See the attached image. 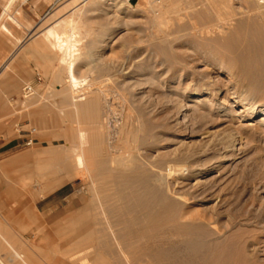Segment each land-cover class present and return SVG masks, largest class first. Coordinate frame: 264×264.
Listing matches in <instances>:
<instances>
[{
  "label": "bare ground",
  "instance_id": "obj_1",
  "mask_svg": "<svg viewBox=\"0 0 264 264\" xmlns=\"http://www.w3.org/2000/svg\"><path fill=\"white\" fill-rule=\"evenodd\" d=\"M91 1L77 0L71 6L64 7L72 11L82 9L90 2L89 13H101L107 7L117 6L118 0ZM124 1L128 3L130 0ZM169 1L164 3L159 14L152 15L154 24H163L168 16L176 12L179 0L177 3ZM249 3L252 9L249 12L252 13L247 16L233 15L234 12L232 16L219 9L214 13L195 11L193 17L197 22L208 20L214 23L212 28H202L199 35L194 34L189 40L188 45L192 49V53L188 51L190 55L179 53L181 57L171 51L174 50L172 47L169 52L166 49L169 55L162 59L160 69L151 63L158 58L155 59L157 55H150L144 63L135 67L123 62L119 67L122 92L113 96L122 103L121 111L116 110L115 102L109 100L107 94L86 92L89 78L77 75L82 39L74 15L53 23L42 32L45 43L55 51L63 67L66 85L61 91L70 93V99L61 100L70 101L74 113L78 117L85 114L89 124L88 132L79 130L78 151L71 160L62 158L61 168L66 173H89L92 191L103 193L100 212L96 211L100 214L95 212L93 204L87 205L89 209L85 211L84 218L71 223L77 226L74 229L77 237L70 239L68 248L75 249L76 254L84 252L83 244L88 243V249L97 257L92 264H264V251L257 244L255 235L262 232L249 230L252 225L257 230V227L264 230V207L255 208L252 215L249 212L232 215L228 211L234 200L228 192V184L219 187L220 184L215 183L218 188L212 187L204 192V198L193 197L191 202V197L186 198L193 192L203 190L202 176L214 171V162L220 163L224 158L216 156V147L220 145L216 143L209 147L217 140L219 130L205 133L200 149L195 152L182 142H176L172 149L162 146V142L168 141L165 125L152 119L156 106L151 102V91L145 90L166 80L173 81L181 62L183 68L180 77L191 75L190 83L185 87L164 86L161 95L163 106L171 108L178 124L187 120L202 124L214 115L228 117L230 112H224L223 107L209 97L219 95L228 99L226 106L230 109L242 106L248 119L261 114L260 123L263 124L264 6L255 0H249ZM129 7L134 9L131 4ZM10 19L17 23L14 18ZM65 27L69 30L64 31ZM163 35L162 40L159 39L165 42L171 34ZM178 41L179 38L174 39L175 43ZM162 42L157 43L156 50L164 54ZM194 55L197 57L195 62L211 69V75L193 67L196 63L189 58ZM225 73L228 77L223 81L221 76ZM235 134H227L222 140L219 137V144L224 149H230V152H236L238 136ZM120 143H126L127 147L123 148ZM123 151H127L126 157L121 154ZM149 152L156 155H149ZM170 154L180 158L174 161L175 164L183 161L189 166L178 169L166 167ZM175 187L179 189L178 192ZM198 205L203 208L198 209ZM77 212L76 216L79 215ZM26 213L29 214L28 211ZM67 235L69 233L65 237ZM5 242L12 248L11 253L5 250L14 261L32 263L33 256L25 258L23 256L26 254L22 255V251L20 254L8 241ZM5 242L0 240V251L6 247ZM1 255L0 264H7Z\"/></svg>",
  "mask_w": 264,
  "mask_h": 264
},
{
  "label": "rangeland",
  "instance_id": "obj_2",
  "mask_svg": "<svg viewBox=\"0 0 264 264\" xmlns=\"http://www.w3.org/2000/svg\"><path fill=\"white\" fill-rule=\"evenodd\" d=\"M92 1L95 2L98 0ZM142 1L143 0H130L128 3H125L124 0H118V7H107V9L103 10L101 13H89L90 2L85 7H81L82 5H80L82 9H76L77 11L72 9L71 11V8L67 9L65 7H69V4L71 6L73 3L77 2V0H69L58 5L50 14H47V10L43 15L37 16L35 20L30 21L25 18L24 11L30 8L31 5H24V1L22 0L20 3H23V9L17 12V14L14 11L11 12L8 17H13L21 22V26H19L11 20L10 23L13 29L20 28L23 30L24 27H26L28 30H31L36 26V28L39 29L36 33L33 32L32 35H21V38L25 37L27 42L26 47L23 49L15 50V44L13 43L12 56L15 54L16 56L9 64V73L11 75L18 74L21 69V63L24 61L32 78L29 76L27 80L22 81L18 92L13 95V97H9V103L13 113L7 115V123H9L11 129H7L4 135L0 136V142L17 140L19 146L6 149L5 153L0 154V184L3 183L6 173L20 172L27 164L31 166L35 165V158H39L42 156V153H44L45 157L43 161L39 163V177L37 176L35 179H26L25 189L31 188L32 185L37 186L40 191L36 193V196L41 199L62 188L51 195L47 199V202L51 205H55L58 201H63V203L67 205L68 198L72 196L71 199L74 201L73 203L76 206V210L81 212H77L79 215L76 216V219L84 218L85 213L88 212L89 205L93 204L96 212L100 210L103 204V193H95L92 191L93 187L91 189L89 186L92 185L89 173H79L76 171L66 173V171H63L61 168V159L65 158L66 160H71L76 154V151H78V132L79 130L88 132L89 124L72 121L67 117L68 109L60 106L61 99L58 95V90L66 85V79L64 78L63 67L58 57L54 55L41 36L42 32L48 26H51L57 21H62V19L68 16L74 15V19L78 25V32L82 39L79 47L80 55L77 58V75L79 77L89 78V86L85 87L86 92L88 91L99 95L107 94L109 100L113 99L115 102L114 107L116 110L121 111L122 103L119 102L118 99H114L113 96L122 92L119 84L122 81L119 67L123 62L129 63L128 65H133L135 67L144 63L150 55H157L155 59L158 58L154 63L153 61L151 63L154 64L155 68L160 69L162 59H165L166 56L168 57V50L171 47L175 50L171 51H173V53L177 52L181 57H183L182 54L184 53L190 55L192 49L190 48L191 45H188L189 40L194 37V34L199 35L202 28H212V24L214 23L208 20L203 21V23L202 21L197 22L193 17L195 11L214 13L219 9L223 11L224 14L229 12L228 14L232 15L234 12L233 15L239 16H247L252 13L249 12L252 11L249 0H174L178 2H176V7H178L176 12L168 16L166 22L158 25L152 22V15L159 14L160 9L167 3V0H146L144 2L145 4ZM174 1L171 0V2H169L174 3ZM255 1L264 6V0ZM42 2H44L49 9L51 3L48 0H42ZM129 4L134 6V9H131ZM32 5H35L36 11H39L40 7L36 2L35 4L33 2ZM113 18L117 19L114 21ZM110 22L112 23L110 24ZM65 29L69 30L67 27L63 28L64 31H66ZM168 33L169 35L171 34L170 37L167 38V41L162 42V35L164 34L163 36H165L168 35ZM13 35L17 36L15 34ZM175 38H179L178 43L174 42ZM160 42H162V45H160L164 46L162 49H165V52L167 49L168 52L162 54L156 50V47H158L156 45ZM33 43L40 44L42 49L37 51L31 50L30 46ZM188 51L191 53L188 54ZM52 55L54 56L53 59ZM195 57L196 55L193 57L191 56L189 60L195 62L197 60V57ZM195 63L193 67H196L198 70H203V73L206 75L212 74L211 69L206 65L199 64L198 62ZM179 64L173 76V81L167 82L166 80L165 83L155 84V86L157 85L158 87L151 86L145 89L147 92L151 91V102L157 107V109L155 107V113L152 119L156 120V123L165 125V133L168 141L162 142L161 145L170 146L169 149H172L175 147L174 145L176 142H182L186 147H190L192 152H195L200 149L201 140L205 133L219 130L217 140L211 143L209 147L217 143V145L220 146L216 147L218 148L216 156L226 158L220 160V163L214 162V171L202 176L201 180L204 182L203 190L193 192L191 193L192 195L189 194V197L186 198L188 199L191 197L189 202L194 200L193 197H195V199L198 197L204 198L206 194L204 192L210 190V188H218V186L220 187L221 185L228 184V192L234 200L228 212L232 215H241V213L249 212V214L252 215L255 208L264 207V123H260L262 116L261 114H257L253 119H248L247 113L242 106L239 105L230 109L226 106L228 99H226L224 95H219L214 98L212 96L209 97L213 102L220 104L224 112H230L228 117L214 115L209 121L202 122V124H196L190 120L178 124V122H176V116H174L173 112L171 113V108L163 106L161 95L164 93V86L165 88L170 86L185 87L190 83L191 75L181 79L180 73L183 65H181V62ZM40 67L54 68L52 75L53 80L51 82H35L33 80L37 73L36 70ZM164 74H166V72ZM164 76L165 75H163V77ZM60 77H63L62 81H60ZM227 77L225 73L221 76V79L226 81ZM64 79L65 81H63ZM31 85L34 88V94L25 97L23 90L25 87ZM101 97L103 98V96ZM258 103L263 104L262 102ZM41 109L45 111L43 125L39 124L33 116V112ZM72 111L75 112L74 107H72ZM74 116L78 115L74 113ZM230 133H236L237 135H235L238 136L236 152H230V149H224V147L219 144L221 143L219 140H222L224 136H228L227 134L230 135ZM58 134H62L65 137L70 135L72 138L67 137L63 140H59ZM74 139L77 142H75ZM120 146L123 148L127 147L126 143H120ZM126 152L127 151H123L121 154L126 157ZM48 154H54V157H47ZM151 154H153V156L156 155L155 152H149V155ZM172 156L173 155L170 154L172 159L168 157L167 162L169 165L166 163V167L174 166V168L178 169V167L189 166L188 163L183 161L176 162L175 164L174 161L180 160V158H176L178 155ZM11 161H14L15 164L9 166L8 163ZM215 183L220 185L215 186ZM175 190L177 191L179 189L175 187ZM197 207L198 209L201 207L203 208L201 205ZM0 212L6 217L4 207H1ZM261 214L259 216H261ZM4 217L0 218V240L3 242H5V240L8 241L17 252L22 251V255L26 254L23 256L25 258L33 256L34 260L31 264H73L75 261V264H92V261L95 259L97 260V257L95 258L93 256V252L88 249V243L83 244L82 249H85V251L80 254H76L77 251L75 249L68 248L70 239L77 237V231H74L77 226H73L72 224L66 225L63 228L61 227L54 235L48 233L50 227L43 226L42 232L48 233V239L42 236L41 233L27 234L25 231H22L27 226H22V230L17 229L11 220L5 219ZM249 228V230L252 229L262 232L257 233L255 231L258 241L257 242L255 239V242H257L259 247L261 246L260 248L264 251L263 228L257 227V230L253 225ZM68 233L69 235L65 237ZM64 238L69 240H65ZM5 245L7 248L5 247L2 250L3 252L0 251V254L2 253L1 256H3V258L5 257L4 259L7 264H24L21 260L14 261L12 256L7 254L8 251H10V253L12 252V248L8 246L6 242Z\"/></svg>",
  "mask_w": 264,
  "mask_h": 264
},
{
  "label": "crops",
  "instance_id": "obj_3",
  "mask_svg": "<svg viewBox=\"0 0 264 264\" xmlns=\"http://www.w3.org/2000/svg\"><path fill=\"white\" fill-rule=\"evenodd\" d=\"M20 1L22 0H0V136L4 135V132L7 129H11V126L7 123V115L13 113L12 107L9 103V97H13V95L18 92L22 81L27 80L29 76L32 78L24 61L21 63V69L18 74L11 75L9 73V64L16 56V54L12 56L13 43L15 44V50L23 49L26 47L27 42L25 37L21 38V35H32L33 32L36 33L39 29L36 28L37 26L33 27L31 30H28L26 27H24L23 30L20 28L13 29L10 23L11 19L8 16L13 11L17 14V12L23 9L25 4L31 5L30 8H27L24 11L25 18L30 21L35 20L37 16L43 15L48 10V6L42 2V0H23L24 5L23 3H20ZM33 2L34 4L36 2V4L39 5V11H36L35 5H32ZM16 22L17 23H14L21 26L20 21L16 20ZM13 34L17 36H14ZM30 49L37 51L42 48L40 44L33 43L30 46ZM52 51L54 55L57 56L55 51ZM53 57L54 56L52 55V59ZM36 71L37 73L33 78L35 82H51L53 80V67L51 69L49 67H40ZM62 78L63 77H60V81H62ZM61 90L62 89L58 90L60 99L64 98L65 101H68L66 99H70V93L67 94L68 92L66 90ZM64 99L60 100V106L63 107L65 105L64 108L68 109L67 117L72 121H78L79 123H86L88 125L86 115L83 114L82 117H74L72 107L69 105L70 101L67 103ZM44 112V109L33 112L35 119L42 125L44 124ZM67 137L72 138L70 135L65 137L62 134H58L59 140H63ZM17 146H19L17 140L0 142V154L5 153L6 149H12ZM44 157L45 155L42 153V156L35 158V165L31 166L27 164V166H25L20 172H9L5 174L4 181L0 184V209L1 207L5 208L6 217L0 212V218L4 217L5 219L11 220L13 225L20 230H22V226H27L22 230L27 234L41 233L42 236L49 239L48 233L54 235L58 232L60 226L63 228L76 219L77 210L73 203V199H71L72 196L68 198L67 205H65L63 201H58L55 205H51L47 202V199L51 195L55 194L62 188L41 199L36 196V193L40 191L37 186L32 185L29 189L24 188L26 179H35L38 176L39 163L43 161ZM47 157H54V154H48ZM13 164H15L14 161L8 163L9 166ZM27 211L30 215L26 213ZM43 226L50 227L48 233L42 232Z\"/></svg>",
  "mask_w": 264,
  "mask_h": 264
},
{
  "label": "built area",
  "instance_id": "obj_4",
  "mask_svg": "<svg viewBox=\"0 0 264 264\" xmlns=\"http://www.w3.org/2000/svg\"><path fill=\"white\" fill-rule=\"evenodd\" d=\"M51 5L49 6V9L47 11V14H50L58 5L69 1V0H48ZM23 92L25 93V97L32 96L34 94V88L33 86H27L24 88Z\"/></svg>",
  "mask_w": 264,
  "mask_h": 264
}]
</instances>
